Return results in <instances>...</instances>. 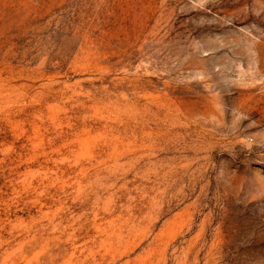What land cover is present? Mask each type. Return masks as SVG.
Returning <instances> with one entry per match:
<instances>
[{"label": "rangeland", "instance_id": "obj_1", "mask_svg": "<svg viewBox=\"0 0 264 264\" xmlns=\"http://www.w3.org/2000/svg\"><path fill=\"white\" fill-rule=\"evenodd\" d=\"M0 264H264V0H0Z\"/></svg>", "mask_w": 264, "mask_h": 264}]
</instances>
